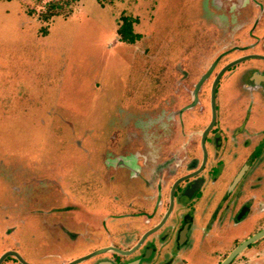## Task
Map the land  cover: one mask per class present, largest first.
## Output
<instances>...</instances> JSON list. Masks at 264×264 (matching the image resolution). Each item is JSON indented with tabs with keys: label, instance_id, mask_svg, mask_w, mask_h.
I'll use <instances>...</instances> for the list:
<instances>
[{
	"label": "rangeland",
	"instance_id": "1",
	"mask_svg": "<svg viewBox=\"0 0 264 264\" xmlns=\"http://www.w3.org/2000/svg\"><path fill=\"white\" fill-rule=\"evenodd\" d=\"M51 3L61 4L60 14L44 20V12L56 10ZM208 3L0 0V256L13 249L33 264H61L101 245L110 230L118 234L128 225L108 220L115 212L114 187L102 183L101 174L118 164L124 183L132 173L120 166L138 167L145 144L162 155L169 153L170 139L177 146L172 152L185 153L188 137L197 143L211 119L212 76L186 113L167 121L159 117L157 126L152 120L160 111L190 104L195 84L216 55L221 61L214 71L230 58L264 52L247 28L256 6H245L240 20L250 16L248 23L223 39L224 23L215 24ZM124 15L138 18L135 29L143 37L135 44L117 33ZM259 63L247 60L221 79L219 127L240 121L241 106L250 126H264V95L247 70ZM258 107L263 114L252 115ZM135 127L129 140L127 129ZM197 144L191 145L196 154ZM2 264L21 263L8 256Z\"/></svg>",
	"mask_w": 264,
	"mask_h": 264
},
{
	"label": "flooded vegetation",
	"instance_id": "2",
	"mask_svg": "<svg viewBox=\"0 0 264 264\" xmlns=\"http://www.w3.org/2000/svg\"><path fill=\"white\" fill-rule=\"evenodd\" d=\"M207 1L215 24H218L219 20L224 23L223 39L226 38L227 31L233 32L248 23L247 18L249 19L250 16H246L243 21L240 20L242 17L240 14L246 12L244 7L247 5L256 6L251 11H256L257 14L253 23H250L247 28L250 36L258 39V42L262 43L264 47V25H261V18L264 19V0ZM248 10L250 11V9ZM211 35L213 36V33ZM251 37L248 38L251 39ZM234 45H238V43ZM259 53L264 55V52L260 51ZM247 54H252V52ZM219 56L216 55L211 63L212 67L209 66L203 73L211 70L206 78L212 76L211 84L222 67L231 60L239 58L238 56L230 58L214 71L221 61ZM251 59L261 61L259 64L248 67L247 70L251 72L249 77L251 81H254L253 79L259 81L257 92L264 95V81L258 78V75H264V58ZM201 88L198 91V100L195 105L200 100ZM192 98L190 104L194 100L193 94ZM190 104H187L188 107ZM260 105L261 108L264 107V103ZM259 107L257 111L252 108L251 114L262 115L264 112L261 113ZM180 109L181 111H179ZM241 109L242 111L240 109L238 111L241 116L243 115L240 121L219 127L220 114L217 107V122L206 138L208 149L206 166L200 172L182 180L174 190V197L171 194L174 182L182 176L194 173L203 161L201 136L197 138L200 151L199 159L191 151V145L197 143L193 138L188 137L183 143L188 148L187 151L182 148L185 153L165 156L166 159L162 161V165L164 166L166 163L167 170H157L151 176L154 179L153 182L155 179L160 181L156 196H148L149 199L146 200L147 203H151L152 211L142 210L139 212L140 217L126 218L125 221L128 225L125 226L123 232L120 231L117 234L110 230L101 245L89 246L86 251L83 250L73 259L111 245L122 250L131 249L140 241L146 231L161 222L172 205L173 199L172 212L161 228L148 235L140 247L130 254L109 251L94 255L77 264H220L245 239L262 230L264 228V126H250L249 118L244 116L247 114H243L245 109L242 106ZM182 111L183 107L177 109L176 112L180 114ZM173 112L175 111L173 110ZM172 115H165L164 119L167 121ZM182 115L176 116L178 123H181ZM158 120L159 117L155 123L160 122ZM255 121L256 123L261 122ZM218 148L221 149V152L218 151L220 150ZM144 160L146 163L152 161L147 158ZM237 160H240L239 164H237ZM212 161H215L216 164L213 165ZM217 164L220 167L224 165V168L214 171ZM144 181H142V185H144ZM148 183L149 181L146 180V188ZM135 184H138V181ZM67 262L66 260L61 264ZM228 264H264V237L251 243Z\"/></svg>",
	"mask_w": 264,
	"mask_h": 264
},
{
	"label": "crops",
	"instance_id": "3",
	"mask_svg": "<svg viewBox=\"0 0 264 264\" xmlns=\"http://www.w3.org/2000/svg\"><path fill=\"white\" fill-rule=\"evenodd\" d=\"M256 14H257V12L255 11L254 18H255ZM210 34H212V33H210ZM190 57H192V56H190ZM194 106H195V104H194ZM190 108H191V106H190ZM178 109H179V107H178ZM173 110L175 112L170 111L169 113H166L164 110L160 111L159 113H161V115L157 116L156 118L160 117L161 119H164L165 115L176 114L177 110H175V109H173ZM153 121H157V119H154ZM153 126H157V123L154 122ZM156 129H158V128H156ZM127 131H128V133H126V135H128L129 140H130V137L133 136V133L131 132V128H128ZM152 140L154 142H156L154 144V146H156L158 144L161 145V143H160L161 141L159 142L158 139H152ZM165 145H167L169 153L160 155V154H154L152 152L150 153V149H148L147 144H145V147L143 150V155H141L142 159H141L140 163L138 162V165H139L138 167H131V166H128L126 164H124L123 166H120V167H125L126 172L130 171L132 173L131 176L126 175L124 183L121 180L122 176L119 175L118 168L116 169L118 164H116L115 166L112 165V170L109 171L108 175L105 173L101 174L104 178L102 183L108 182L111 186L114 187V189L112 190V197L114 198V201H110V203L113 205L115 212H113L114 215H110L108 217V220L110 218L114 217V219L119 221L121 223V226H122L123 224L126 223V221H125L126 218H128V217H140L139 212H141L142 210L143 211L144 210L152 211V205H150L151 203L146 202V200L149 199L148 194H147L148 191H147V189L142 187L143 186L142 181L145 180L144 185H146L145 182L147 180V176L151 177L153 175V173H156L155 171H157V170L163 171L164 169H166L163 167L162 161L165 160V158L168 156V154L175 155V154L179 153V149L175 152H172L174 149H177L175 139H170V141L168 143H166ZM182 145H181V147H182ZM130 146H131L130 144H128L127 147L124 146L125 147L124 150H123V148L121 149L122 154H125V152H127L131 148ZM196 147H198V144ZM193 150L195 153V147ZM196 157H198V159L200 158L199 149L197 150ZM146 158L148 160H152V161L146 163L145 162L146 160H144ZM149 158H152V159H149ZM119 161H118V163H119ZM113 168L115 170H113ZM150 171L152 173H149ZM157 176H159V175H157ZM151 179H152V177H151ZM156 180L157 179H155V182H153L154 179L150 180L149 183L147 184V186L150 188V190H152L154 192V196H156V194H157V191H158L157 187L159 186V182H160V181H156ZM136 181H138V184H135ZM153 185H154V190H153ZM122 186L123 187L125 186V188L123 189ZM132 187L136 188L135 193H133L131 191Z\"/></svg>",
	"mask_w": 264,
	"mask_h": 264
},
{
	"label": "water",
	"instance_id": "4",
	"mask_svg": "<svg viewBox=\"0 0 264 264\" xmlns=\"http://www.w3.org/2000/svg\"><path fill=\"white\" fill-rule=\"evenodd\" d=\"M251 58H264L263 54L260 53H252V54H246L243 55L239 58H236L234 60H231L230 62H228L224 67H222L220 69V71L217 73L216 77L213 80L212 86H211V95H210V103H211V119L208 123V125L199 132L201 139H202V148H203V161L200 165V167L192 174H187L185 176H182L180 178H178L174 184H173V188L171 191L172 196L174 197V190L177 187V185L184 179L188 178L189 176L196 174L198 172H200L201 170L204 169V167L206 166V163L208 161V149H207V145H206V138L209 134V132L213 129L214 125L217 122V118H218V110H217V86L218 83L222 77V75H224V73L229 70L230 68H232L233 66L243 62L244 60L247 59H251ZM211 72L208 71L207 73L203 74L201 76V78L199 79V81L196 83L195 85V89L193 91V95H194V100L193 102L189 105V107L193 104L196 103V101L198 100V91L201 88V85L203 84L204 80L208 77L209 73ZM258 78L261 79L262 81H264V75H258ZM172 205L170 206L169 210L167 211L166 215L164 216V218L161 220V222L159 224H157L156 226H154L153 228L149 229L148 231H146L140 241L134 245L131 249L128 250H122L118 247H115L114 245L111 246H106V247H101L98 248L94 251H92L91 253L84 255V256H80L77 257L75 259H72L70 261H68L65 264H77L83 260H86L94 255L100 254V253H104V252H109V251H118L122 254H130L131 252H133L134 250H136L138 247H140V245L142 244V242L145 240V238L152 234L153 232L157 231L159 228H161V226L165 223L166 219L168 218V216L170 215V213L172 212V208H173V199H172ZM264 237V228L260 231H258L257 233H255L254 235L248 237L247 239H245L240 245H238V247H236V249H234L227 258H225L220 264H228L229 262H231L233 260V258L240 253L241 251H243L247 246H249L251 243L255 242L256 240L260 239ZM8 256H14L20 263L22 264H33L29 261H27L24 256L13 249H9L7 251H5L1 256H0V264L8 257ZM105 264H111V263H105Z\"/></svg>",
	"mask_w": 264,
	"mask_h": 264
},
{
	"label": "trees",
	"instance_id": "5",
	"mask_svg": "<svg viewBox=\"0 0 264 264\" xmlns=\"http://www.w3.org/2000/svg\"><path fill=\"white\" fill-rule=\"evenodd\" d=\"M51 7H56L54 9H56L54 12L50 10L48 12H44L42 14V18L44 20H47L49 18V16L51 15H57V14H60V10H61V4L60 5H55L54 3H51L50 4ZM48 6H49V3H48ZM53 9V10H54ZM138 23V18L137 17H131L129 15H124L122 16V22L119 24V27L117 28V33L119 34V37L120 39L124 42V43H127V44H135L137 41H139L140 39H142L143 37V34L139 31H136L135 29V25ZM139 103V102H138ZM143 104V103H141ZM140 103L138 104L139 106H143L141 105ZM149 107H153V103L152 102H148L147 104ZM148 107V108H149ZM193 107V106H191ZM181 108V107H180ZM186 108V109H185ZM190 108L188 107V105H184L183 106V110H184V113H186V110ZM181 110V109H180ZM179 110V111H180ZM178 120V119H177ZM181 124V123H180ZM136 127L134 129H131V132H136ZM180 135V134H179ZM178 135V136H179Z\"/></svg>",
	"mask_w": 264,
	"mask_h": 264
}]
</instances>
